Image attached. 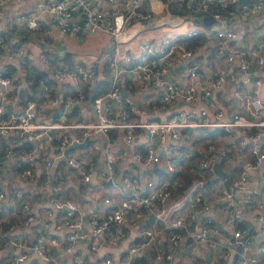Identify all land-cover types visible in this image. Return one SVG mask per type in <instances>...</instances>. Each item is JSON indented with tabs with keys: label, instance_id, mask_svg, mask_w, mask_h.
<instances>
[{
	"label": "built area",
	"instance_id": "built-area-1",
	"mask_svg": "<svg viewBox=\"0 0 264 264\" xmlns=\"http://www.w3.org/2000/svg\"><path fill=\"white\" fill-rule=\"evenodd\" d=\"M19 1L0 0V13L5 2ZM148 1L37 0L34 9L22 17L29 31H35L40 20L47 17L64 37L99 32L110 36V46L100 55L110 86L90 103L93 122L71 121L70 115L86 103L88 90L99 79L98 62L71 69L57 67L46 53H39V61L52 69L58 81H69L75 87L61 103L57 95L48 96L50 87L43 79L38 81L40 95L57 111V120L36 122V100L5 110L3 103L13 94L14 80L5 75L1 60L23 57L26 51L23 45L3 48L0 36V48L6 50L0 51V139L6 141L0 149V264H85L86 258V264H182L171 262L182 242H187L190 250L198 246L212 251L226 249L227 263L192 264H264V246L256 253L250 251L257 234L249 227L257 223L264 232V205L248 196L236 209L233 199L237 189L249 185L250 173L264 170V150L258 145L264 139V37L259 42L240 44L218 12L211 15L215 27L205 34L209 42L201 48L186 47L181 42L197 36L201 27L176 36H141L158 23L168 25L165 21L170 16H185L197 23L199 17L210 15L211 6L229 9L228 16L253 18L264 12V0L240 5L237 0H171L176 12L166 11L163 16L144 8ZM183 7L187 10L184 16L180 14ZM14 26L13 21L8 23L9 29ZM127 34L132 36L121 48V39ZM211 51L221 59L220 65L207 59ZM177 68L183 75L179 82L172 78ZM249 70L250 78H245ZM124 76L130 85L128 95L122 90L123 96L120 82ZM228 83L232 85L231 101L214 95L225 92ZM240 83L251 86L243 89ZM136 94L146 96L139 105L134 103ZM156 113H166V117L153 118ZM214 129L238 132L236 151L242 158L238 175L226 172L229 191H221L223 211L232 226L225 245L220 240L223 234L215 221L212 199L202 193L206 181L215 180V165L228 155L224 145L209 138L202 147L205 132L201 131ZM110 131L119 133L126 150L115 153L109 145H102L100 138L108 137ZM144 133L147 136L138 151L133 146ZM86 138L90 141L85 148H75L78 154L70 149ZM184 149L198 158L192 160ZM127 152L135 164L160 169L169 178H142L137 172L119 177L116 165ZM101 154L99 169L96 160ZM62 161L69 168L65 176L58 168ZM178 174L198 179L180 189L181 183L173 178ZM93 175L98 182H93ZM69 178L77 188H83L79 193L87 200L101 204L99 209L81 207L75 201L69 193ZM148 216L152 225L142 229L140 239H129L127 222ZM162 244L164 250L159 249ZM120 246L124 256L118 259L116 249ZM145 255L150 257L148 262L143 260ZM61 256L68 263L59 260Z\"/></svg>",
	"mask_w": 264,
	"mask_h": 264
},
{
	"label": "crops",
	"instance_id": "crops-1",
	"mask_svg": "<svg viewBox=\"0 0 264 264\" xmlns=\"http://www.w3.org/2000/svg\"><path fill=\"white\" fill-rule=\"evenodd\" d=\"M37 0H20L19 2H5L1 7V13H0V36L4 39V45L3 48H6L8 50L14 49L16 47H19L20 45H23L26 51V55L23 57L15 58L12 60H7L3 57L1 60V65L4 71H7L9 74V77H11L14 80V85H16L13 89V94L15 89H18L20 86L24 87L23 81L25 76H32L36 75V72L42 71L47 74V78L44 80L51 82V89H54L56 91L57 96L59 97L60 101L61 98L59 95H64L63 97H66V95L72 94L75 92V87L71 82H61L58 81L52 74V69H49L45 67L43 63H41L38 59L39 53H46L49 55L51 59L54 60L53 65L57 67H66V68H73L77 65H89L93 61L98 62V70H99V79L102 77H107L108 73L104 69V64L100 60V55L102 54V51L110 46V36L106 33H96L91 35H80L76 37H64L62 36L51 20L47 17H43L42 20H40L39 26L35 31H29L25 27V21L22 19L27 13L32 11L34 9L35 3ZM171 0H149L147 3L144 4V8L153 9L156 13L160 15H164L166 11H174L176 12V9L174 8L173 3ZM235 5L233 8L235 9ZM173 13V14H174ZM184 16V15H183ZM211 17V15H209ZM226 20V24L229 28H231L238 36V41L240 44H247L250 42H259L264 37V12L253 17V18H240V17H232L227 16L224 17ZM10 21H13L15 26L12 29L8 28V23ZM168 25H163L161 23H158L156 26L153 27L152 30L147 32H142L141 36L143 38H149L154 36H161L163 33L171 34L172 36H176L177 34L191 30L193 28H202L201 33L204 35L207 32H211L215 24L214 22L210 23L209 25L205 26L200 23H196L195 21H192V19L187 17L179 16L172 17L170 16L169 19L167 18V21H165ZM133 34V33H132ZM132 35L127 34L124 35L121 39V48H123V42L127 39H129ZM139 36L136 34V37ZM206 36V35H205ZM126 41L125 43H127ZM209 42V41H208ZM0 48V51L4 53L6 50ZM0 53V55H2ZM65 53H68L71 56V60L74 63L73 67L66 66L63 64V62L59 59L61 58ZM212 62L215 64V66H218L222 63L221 59L217 56L211 58ZM236 72L235 65H231ZM178 69V68H177ZM174 69L172 73V78L174 81L179 82L182 80V71L180 69ZM245 78H250L251 70L248 71L247 74H244ZM240 83L241 87L243 89L250 88L251 84H244ZM129 85L130 81L127 79V77H123L122 81L120 82V90H124L126 93L129 91ZM231 89L232 85L228 83L225 88V92L222 94H218L217 92L214 93L215 96H222L226 97V99L232 100L231 98ZM39 90V86H38ZM123 92V91H122ZM261 93L264 95V82L261 86ZM13 94L8 97V99L3 103V106L5 107V110H13L18 108V104H16V100L12 97ZM131 96L132 94L129 93ZM128 95V93H127ZM134 96V103L136 105H139L141 100H144L146 96L144 97L142 94H136ZM35 101V100H34ZM37 101V100H36ZM61 103H64V99ZM237 104V102H234ZM117 104L114 102L113 107L116 111ZM73 113L70 115L71 121H89L93 122L94 118L91 112V106L87 105L86 103L74 108ZM36 118L35 121L38 123H48L57 120V111L54 109H51L47 104L44 105H38L35 110ZM81 115L82 120H78V117ZM158 116H154L153 118H161L166 117V113H156ZM215 134H218V129H214ZM111 132V131H110ZM115 134L112 137V135H108V137H102L100 140H102V145H109L110 149L113 152H119L122 150H126V147L122 143L121 139L118 137V134L116 131H113ZM201 132H207V130L201 131ZM226 133V132H225ZM191 136L193 135L190 134ZM145 136L147 134L144 133L143 138H139L140 140L135 141L134 149L136 150H142V146L145 142ZM238 136L237 131L229 132L224 135H216L214 140L215 143L219 145H224L226 149L228 150V154L233 150L232 156L230 158H227L225 165L223 166L221 164V160L218 162L221 165V168L223 171L227 172L228 170H231L234 172V175H238L241 166H242V158L239 156L238 152L236 151V137ZM187 145V144H186ZM206 145L205 142H203L202 147L204 148ZM250 146V143L248 144ZM247 145V146H248ZM258 145L261 147L262 150H264V139L260 140L258 142ZM245 150L246 151V148ZM0 149H1V143H0ZM74 153H77V149L73 148L72 150ZM185 154H188V157L197 159V155L193 153H189L187 149H184ZM248 152V151H246ZM78 154V153H77ZM127 156L125 159H123L121 162H119L116 165L118 176L122 174L137 172L140 177H144L145 175L147 177L152 178H159L160 176H165V173H163L160 169L154 168H148L145 169V167L135 164L134 160L127 152ZM171 156V155H170ZM197 156V157H196ZM228 157V155H227ZM226 159V158H225ZM102 161L103 156L102 154L98 157L96 160L97 168L101 169L102 167ZM58 168L62 171V174L65 176L67 172H69L68 166L65 165V162L62 161L59 163ZM137 169V170H136ZM97 174V173H95ZM215 177V180L210 179L211 183L209 188H205V190H211L212 187L215 185V190L211 191V195H208L212 199V206H213V214L215 216V221L218 223V225L221 228L222 231V237L220 238L222 244H226L228 239L231 237L232 233V226L227 223L226 215L223 211L224 202L222 200L223 195L221 191L225 189L224 183H220L216 177V174L213 169V174ZM97 175H93V182H98L96 179ZM168 176H166V179ZM214 179V178H213ZM249 185L246 188H239L233 193V199H234V207L236 209H240L242 205V201L244 198L248 196H254L257 199L260 200V202L264 205V170L263 168L255 173L249 174ZM207 182V181H206ZM144 183L139 184V187H143ZM68 189L69 193L74 196V199L78 198L81 202L79 205L81 207H87L92 206L95 210L99 209L101 206L100 203L93 204L89 200L86 199V196L82 195V193H79V190L76 191L77 186L74 184L72 179H68ZM107 191V188H104ZM83 190V188H82ZM227 191V190H226ZM203 193V192H202ZM204 195L205 192L203 193ZM244 218L247 221H250V218L247 214L244 213ZM152 220L151 216L146 217L145 219H134V221H128L126 225V231L129 233V239L131 240H138L141 238V231L144 227L151 226ZM249 227L252 228L255 233L257 234L256 237H254L251 240V252L256 253L259 247L264 246V232H262V229L257 223H250ZM83 250L82 245L79 247ZM189 245L187 242H182L176 253L174 259L171 261L172 263H182V264H192V263H201V262H208V263H227V257H226V249H218L212 251L208 247L205 246H198L195 248V250H190ZM159 249H165V245H160ZM118 252L116 254V257L118 259H121V257L124 256L123 253V246H120L118 249H116ZM84 254H86V251H82ZM87 255V254H86ZM150 257L148 255L144 256V261L148 262ZM59 260H62L63 263H68V260L66 257L61 256ZM85 263H89L88 258L86 260L84 259ZM92 259H90V263H92ZM26 263H29L27 261ZM32 263H36L35 261H32ZM162 263H166V261H162Z\"/></svg>",
	"mask_w": 264,
	"mask_h": 264
},
{
	"label": "trees",
	"instance_id": "trees-1",
	"mask_svg": "<svg viewBox=\"0 0 264 264\" xmlns=\"http://www.w3.org/2000/svg\"><path fill=\"white\" fill-rule=\"evenodd\" d=\"M229 11V9L227 10ZM227 11H222L219 8H217L216 6H211V9L209 11L210 15L215 14L216 12L220 13L221 16L223 17H227ZM185 13H187V10L185 7L182 8V11L180 12L181 15H185ZM207 36H205L203 33H199L197 36L195 37H191V38H187L182 40L181 42L186 46V47H192V48H201L203 45H205L207 43ZM63 64H65L66 66L69 67H73L74 63L71 60V56L68 53H65L61 58H59ZM54 62V60H53ZM74 68V67H73ZM71 69V68H70ZM6 76H9V74L7 73V71H4ZM36 75H32V76H25L24 77V87L20 86L18 89H15L14 94H13V98L14 100H16V104L21 105L23 107H25L26 102L27 101H31V100H37V104L38 105H44L47 103V99L45 98V96H41L40 95V91L38 90V81L40 79H46L47 78V74L39 71L36 72ZM46 84L50 87L49 90V97L53 98L54 96H56V91H54V89H51L52 85L51 82L46 81ZM16 85H14L15 87ZM110 86L109 83V79L108 77H102L100 78V80L98 82H96V84L94 86H91L90 89L88 90V95L91 94L92 95V99L91 101L87 102L86 100V104L89 106L90 103L93 101V99L99 95L104 94L108 88ZM73 94V93H72ZM61 98V102L63 101V99H65V97H63L64 95H59ZM73 111V110H72ZM73 113V112H71ZM78 120H82L81 119V115L78 117ZM218 134H215V131L210 130L205 132V137H204V142L206 143L207 138H209V140L214 141L212 139H215L216 135H224L226 134L224 131H222L221 129H218ZM114 132L111 131L110 135H112V137L114 136ZM0 143H1V148H4L6 146V141L3 139H0ZM236 145L238 144V136L236 137L235 140ZM249 149V145L246 148V151H248ZM233 150L228 154V157H226V159H222L220 162L221 164L224 166L226 163L227 158H230L232 156ZM160 179H164L166 178L165 176H160ZM169 178V177H168ZM174 179L178 180L182 187H180V189L186 188L187 186L191 185V183L198 179L197 176H193V175H174L173 176ZM208 178V174H206L203 179L204 181ZM82 187H78L77 190H81ZM205 190V188L202 189V191ZM97 204V203H96ZM86 264V263H85Z\"/></svg>",
	"mask_w": 264,
	"mask_h": 264
},
{
	"label": "water",
	"instance_id": "water-1",
	"mask_svg": "<svg viewBox=\"0 0 264 264\" xmlns=\"http://www.w3.org/2000/svg\"><path fill=\"white\" fill-rule=\"evenodd\" d=\"M249 1H250V0H237V5H240L241 3H246V2H249ZM172 17H173V16H172ZM212 22H214V20H213V18L210 17V16L199 17V19H198V21H197V23L203 24V25H205V26L209 25V24L212 23ZM213 57H214V51H211V52L209 53V55L207 56V59H211V58H213ZM180 68H182V67H180ZM180 68H178V69H180ZM178 69H177V70H178ZM122 95H123V96L125 95L124 91L122 92ZM91 99H92V95L89 94V95H88V101H91ZM89 141H90V140H89L88 138H86V139H85L81 144H79V145H76L75 143H73V144L70 146V149L77 148V147H79V148H85V147L88 145ZM214 172H215V174H216V177H218L219 179H221V180L223 181L224 186H225V189H226L227 191H229L230 182H229V179H228V175H227V173H226L225 171H223V169L221 168V165H220L219 163L215 165V167H214ZM210 183H211V181L208 180V181L205 183L204 187H205V188H209ZM105 185L107 186L108 183L105 184ZM151 219H152V218H151Z\"/></svg>",
	"mask_w": 264,
	"mask_h": 264
},
{
	"label": "rangeland",
	"instance_id": "rangeland-1",
	"mask_svg": "<svg viewBox=\"0 0 264 264\" xmlns=\"http://www.w3.org/2000/svg\"><path fill=\"white\" fill-rule=\"evenodd\" d=\"M225 105H228V102H225ZM197 157V156H196ZM198 158V157H197ZM192 160H195V159H193V158H191ZM214 191L215 190V185L212 187V189L209 191V190H203V193L205 192V194H207V196L208 195H211V191ZM75 201L78 203V204H80L81 202L79 201V199L77 198L76 199V197H75Z\"/></svg>",
	"mask_w": 264,
	"mask_h": 264
}]
</instances>
